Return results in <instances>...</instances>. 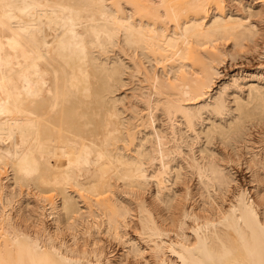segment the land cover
Wrapping results in <instances>:
<instances>
[{"label": "bare ground", "instance_id": "1", "mask_svg": "<svg viewBox=\"0 0 264 264\" xmlns=\"http://www.w3.org/2000/svg\"><path fill=\"white\" fill-rule=\"evenodd\" d=\"M253 51L264 0H0V264H264Z\"/></svg>", "mask_w": 264, "mask_h": 264}, {"label": "rangeland", "instance_id": "2", "mask_svg": "<svg viewBox=\"0 0 264 264\" xmlns=\"http://www.w3.org/2000/svg\"><path fill=\"white\" fill-rule=\"evenodd\" d=\"M239 7V6H238ZM240 8V7H239ZM236 9V8H235ZM241 9V8H240ZM255 52H257V51H253L251 54H249V56H248V58L249 59H247V58H245V57H240V58H242V59H240V58H238L237 60H234V62H235V64H234V62H231L230 60H227L228 62H227V66H229L228 68H225L224 69V71H223V73H226V72H230V71H232V70H235L237 67H240V65H242V66H244L245 68H247V69H249V70H253V69H255V67H257L258 65H260V63L261 64H264V56H262V55H260L259 53H256L255 54ZM260 57V58H259ZM241 60H243V61H241ZM249 62V63H248ZM238 63V64H237ZM242 63V64H241ZM245 63V64H244ZM234 65V66H233ZM230 66H232V67H230ZM237 168L236 167H234V170H236ZM239 170H241V169H239ZM238 170V171H239ZM240 172V174L242 175V174H245V170L243 171V172H241V171H239ZM239 172H237V174L239 173ZM25 188H27V190L25 189ZM24 188V191L25 192H27L26 193V195H28V192H29V197H32L34 194H35V197H36V195H37V193H36V191L34 190V188H28V187H25ZM32 190H33V192H32ZM23 191V193H25ZM34 191H35V193H34ZM31 192L32 193H34L33 195L31 194ZM23 193L21 194V196L23 195ZM53 194L55 195V197H56V199H59V197L57 196L58 194L57 193H55V192H53ZM24 196V198H28V196ZM32 195V196H31ZM17 198H20V196L19 197H17ZM32 198H34V196L32 197ZM129 230H131L130 231V233L132 234V235H134L135 233L133 232L134 230H133V228L131 227V228H129ZM134 233V234H133ZM65 234H68V233H66L65 232ZM106 237H107V239H106ZM103 241H105L106 243V247H107V249L109 250H111L112 251V253H114V254H116V253H118V252H121L122 251V248L124 247V245H123V247H122V242H118V240L117 239H115V238H110V237H108V236H104L103 235ZM111 239V240H110ZM130 260V264H144V263H142V261L141 260H135V259H133V258H130L129 259Z\"/></svg>", "mask_w": 264, "mask_h": 264}]
</instances>
